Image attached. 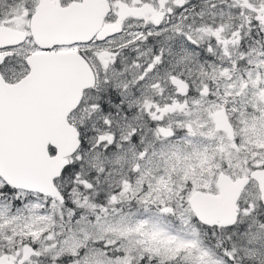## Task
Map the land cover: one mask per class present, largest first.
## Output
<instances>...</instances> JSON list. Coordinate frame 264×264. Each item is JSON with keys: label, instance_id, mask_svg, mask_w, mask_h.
I'll return each mask as SVG.
<instances>
[{"label": "snow or ice", "instance_id": "6c2138e0", "mask_svg": "<svg viewBox=\"0 0 264 264\" xmlns=\"http://www.w3.org/2000/svg\"><path fill=\"white\" fill-rule=\"evenodd\" d=\"M0 264H264V0H0Z\"/></svg>", "mask_w": 264, "mask_h": 264}]
</instances>
